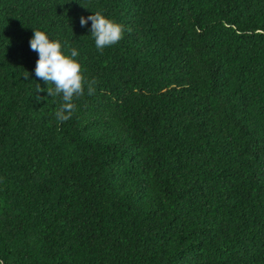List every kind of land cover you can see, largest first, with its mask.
I'll list each match as a JSON object with an SVG mask.
<instances>
[{
  "label": "trees",
  "instance_id": "trees-1",
  "mask_svg": "<svg viewBox=\"0 0 264 264\" xmlns=\"http://www.w3.org/2000/svg\"><path fill=\"white\" fill-rule=\"evenodd\" d=\"M35 30L97 81L68 121ZM0 264H264V0H0Z\"/></svg>",
  "mask_w": 264,
  "mask_h": 264
},
{
  "label": "clouds",
  "instance_id": "clouds-1",
  "mask_svg": "<svg viewBox=\"0 0 264 264\" xmlns=\"http://www.w3.org/2000/svg\"><path fill=\"white\" fill-rule=\"evenodd\" d=\"M88 21L92 22L91 34L95 38L98 50L102 51L105 46L114 45L121 39L123 26L105 18L101 13L96 12L87 18L80 17L82 27ZM33 33L29 45L38 53L35 75L42 78L46 84L50 82L54 85V90L47 88L49 96L62 94L64 103L55 115L60 122L68 121L76 110V105L73 103L74 97L82 96L85 87L89 95L93 94L97 81L95 79L89 81L81 74L80 63L73 59L78 56L77 50L73 49L70 57L65 56L61 52V43L58 40L50 41L45 32L40 30H35ZM28 75L25 71L24 79H28ZM38 91H41L39 86Z\"/></svg>",
  "mask_w": 264,
  "mask_h": 264
}]
</instances>
